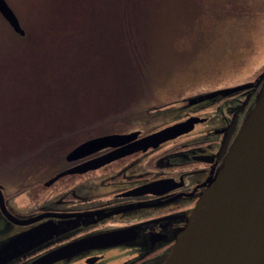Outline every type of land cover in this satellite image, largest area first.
Masks as SVG:
<instances>
[{
	"label": "rangeland",
	"instance_id": "obj_1",
	"mask_svg": "<svg viewBox=\"0 0 264 264\" xmlns=\"http://www.w3.org/2000/svg\"><path fill=\"white\" fill-rule=\"evenodd\" d=\"M5 1L24 29L23 35L27 32L28 37L25 38L23 35L16 33L0 15L1 181H11V178L24 173L28 169L26 162L27 164L30 163L35 173L40 174L42 171H49L51 168L54 170L63 161L64 153L89 137L110 131L114 123H117V126L125 125V120L131 119L127 123L128 130L140 129L144 133L156 128L159 129L165 124L169 125L168 123L174 119L180 121L189 112L193 111V107H184V103L189 102V98L230 87V85H237V82L251 79L264 69V0H169L167 2L161 0L160 5L157 6L159 7L158 11L153 14V19L149 18L153 21L156 17L154 23H159V19L162 20V17L164 20H168L172 15L180 16L189 7V3L199 2L204 4V1L207 2L208 11H204L206 13L203 15L201 25L204 32L196 35L194 40L191 39V42L187 45L183 43L176 45V50L180 52H176L175 46L173 48L171 46L163 47L165 50L162 51V56L157 64V75H153L152 78V81L157 78L160 79L156 83L159 88L153 87L155 84L153 86L148 84V93L145 92L143 97H138V102L135 105L133 104L129 108L125 107L124 110H114L113 113H108L105 109L106 105L102 106L103 103L96 97L91 105H86L84 102L76 106L74 102V96L77 94L76 87L75 92L71 89L72 97L69 103L64 102L66 99L68 100L65 96L69 90L68 79H58L59 85H61V93L56 95L52 93L53 97L51 99L49 97V87L50 83L53 82L51 76L55 74L54 71L48 69V72L44 70L42 73H33L31 69L27 71L24 66H19L17 61L20 60V54L28 42L29 36L41 33V31L44 41L39 42L38 50L40 51L37 50L36 59L40 60L43 57L38 56L41 51L48 53V50L53 49L54 46L65 50L59 52V54L67 55L66 50L68 48L77 45V42L83 41L82 38L78 39L79 24L83 25L85 20L89 23L88 28H94L95 23L96 26L100 24L97 20V14H93L97 4L94 5L91 0H87L85 6L81 3V0L79 2L78 0ZM151 1H145V6L146 4L149 6L150 3V6L154 7L155 0ZM112 3L113 0H99L101 20L111 15L108 7ZM79 4L84 6L86 11L82 10L81 12ZM168 7H172L175 13H167L169 11ZM135 9L138 13L141 9L138 0L135 3ZM169 24L171 25L172 22L169 21ZM159 28L162 32V26ZM121 31L111 37L109 43V45L114 46L112 40L117 37L119 43L117 47L120 52L123 50L122 47L130 42L129 39L122 37ZM70 36L77 37V41H69ZM187 36H189L188 32L185 34V37ZM56 38H58L57 41H54ZM190 46L191 48H189ZM149 47L156 48L155 40L149 42ZM111 52H114V50ZM92 59L94 64L97 65V71L107 77L109 60L101 64L98 58L92 56L87 64L92 62ZM84 69L89 68L84 65ZM26 72L28 73L26 74ZM177 74L181 75L176 77ZM135 80L132 77L131 81L126 83L125 86L128 88L126 90L123 89L120 82H111L113 85L118 86L115 89H110L109 83L102 82V85L108 86V91L111 92L109 95L112 96L114 106L121 107L123 94H127L132 90ZM89 81L88 75H85L84 80L77 82L79 84L77 88H80L79 94L89 98L91 103V94L88 96V93L91 92L89 91ZM40 88H43V97L45 98H43L42 105H33L32 108V96H36L37 89ZM137 93H141L139 89ZM62 96H65V99L59 101ZM21 98L25 102L28 101V103L19 104L18 101L21 102ZM68 111L70 112L68 113ZM73 111L77 115L72 116ZM143 114L146 117H143ZM134 115L135 117H133ZM97 120L103 121V125L93 129L91 134L80 136L79 139L81 140L68 150L66 147L61 148L59 143L60 139L63 138H58L59 140L52 141V147L50 148H48V145L44 149L31 150L33 146L29 145V153L23 151L26 146L21 144L28 142V140L35 141L39 139L34 136L38 134L37 131L44 133V129L51 125L61 126L70 122L71 124L74 122L79 123L80 121L78 124L80 126L81 123ZM57 148L58 152L52 158V151ZM9 153L22 154L16 163H11L8 168L2 167L1 164L4 159L8 160ZM3 184L7 185L8 183ZM24 197V193H19L12 202L15 212L23 215L28 213ZM12 231L13 229L7 234ZM24 255L26 254L14 258L7 264H20L26 257Z\"/></svg>",
	"mask_w": 264,
	"mask_h": 264
},
{
	"label": "flooded vegetation",
	"instance_id": "obj_2",
	"mask_svg": "<svg viewBox=\"0 0 264 264\" xmlns=\"http://www.w3.org/2000/svg\"><path fill=\"white\" fill-rule=\"evenodd\" d=\"M258 74L237 82V85L252 83ZM258 87L250 85L229 94L216 92L186 102L184 107H193V111L183 119L190 116L199 119L189 131L165 139L156 146L121 154L96 168L61 175L49 184L45 182L59 171L103 153L112 154L116 148L157 128L144 133L140 129L128 130L127 123L131 119L125 120V125L114 123L106 132L138 131L135 137L121 144L107 146L73 161L65 158L68 150L54 170L51 168L40 174L26 162L28 169L24 173L11 181L0 180V247L23 230L42 231L50 226L53 231L68 227L23 253L26 257L20 264L65 243L93 236V233L105 235L101 234L103 232L105 237L97 242L85 241L78 247L81 248L78 253L51 264H158L174 242L187 211L194 205L207 178L220 163L223 151L235 135ZM176 121L179 120L174 119L168 124ZM145 189L151 191L145 192ZM19 193L25 195L28 211L25 215L15 212L12 205ZM92 210L100 211L94 214L90 212ZM8 212L20 217L43 212L58 215L19 225L7 218ZM11 229L13 231L7 234ZM36 233V239L46 236L43 231L41 235Z\"/></svg>",
	"mask_w": 264,
	"mask_h": 264
},
{
	"label": "water",
	"instance_id": "obj_3",
	"mask_svg": "<svg viewBox=\"0 0 264 264\" xmlns=\"http://www.w3.org/2000/svg\"><path fill=\"white\" fill-rule=\"evenodd\" d=\"M0 14L16 33L24 34L17 16L5 0H0ZM250 85H259L251 105L223 151L220 163L207 178L192 208L187 211L184 224L179 228L174 242L158 264H264V69L252 83L200 94L189 98V102L216 92L229 94ZM198 120L196 116H190L165 125L140 136L132 143L116 148L112 154L103 153L61 170L45 184L67 173L96 168L121 154L156 146L165 139L189 131ZM137 132L133 130L124 134L105 133L89 137L72 147L65 158L73 161L107 146L121 144L135 137ZM100 210L90 212L97 214ZM55 214L43 212L32 217H20L8 212L7 218L13 223L27 225L36 219ZM67 229L50 231L51 227L48 226L42 229L46 236L39 239H36V232L41 235V230L29 229L17 233L0 247V264H5ZM97 234L100 233L55 247L25 264H51L69 258L81 250L78 247L83 242L92 240L94 243L106 235L105 232L101 233L105 235Z\"/></svg>",
	"mask_w": 264,
	"mask_h": 264
},
{
	"label": "trees",
	"instance_id": "obj_4",
	"mask_svg": "<svg viewBox=\"0 0 264 264\" xmlns=\"http://www.w3.org/2000/svg\"><path fill=\"white\" fill-rule=\"evenodd\" d=\"M86 1L87 0H81V3L85 6ZM91 1H93L94 5L97 4L95 10L93 11L94 13L92 11L91 13L97 14V20L100 24L96 26L95 23L94 28H88L89 23L85 20L83 25H78V39L80 40V38H82L83 41L81 42H83V44H81V42H77V45L68 48L66 50L67 55L59 54V52L65 50L60 49L58 46H54L53 49L48 50V53L41 51L38 56L43 57L38 60L36 59V55L38 54V51H40L38 50L40 45L39 42L41 40L44 41L41 31V33L39 32L40 34L37 33L35 35L29 36L28 42L24 47L25 51L23 49L22 53L20 54V60L18 59L17 64L19 66H24V69L27 68V71L31 69L33 73H42L44 70H47L48 72V69L49 71H54L55 74L51 76V80H53V82L50 83L49 87V97L51 99L53 97L52 93L55 95L57 93H61V85H59L60 82H58V79L61 80L62 78H66L68 79L67 85L69 90L65 95L68 98V100L66 99V101H64L65 103H69V100L72 97L71 89L75 92L76 87L77 94L74 96V102L76 106L83 104L84 102L86 105H91L94 103L97 97L98 100L103 103L102 106L106 105L105 109L108 111V113H113L114 110H124L125 107L129 108L131 105H135V103L138 102V97H143L145 92L146 94L148 93V84H151L152 86L155 84L153 87H158V84L156 83L160 79L157 78L156 80L152 81V78L153 75H157V64L159 62V58L162 56V51L165 50L163 47L171 46V48H173L175 46L174 49L176 50V45L181 43L187 45L191 42V39L193 41L196 35L204 32L201 26L202 18L206 13L204 11H208V7L206 6L207 2L204 1V4L192 2L191 4L189 3V7L183 14H179L180 16L172 15V17L168 20H164L162 17V20L159 19V23H154L156 17L153 21L151 20L153 19L154 12L158 11L159 7L157 6L160 5L161 0H155L154 7H151L150 3L149 6L148 4L145 6V1L149 2L150 0H138L140 1L141 8L139 13L135 9V3H137V0H113L112 5L108 7L111 15L109 17H104L101 20L99 0ZM167 1L169 0H166L165 2ZM79 6L81 8V12L82 10H85L84 6L81 4H79ZM168 9L169 11H167V13H175L172 7H168ZM169 21L172 22L171 25L169 24ZM158 24H160V26H158ZM161 26L163 28L162 32H160L159 28ZM157 28L158 30L156 31ZM120 31L123 38L130 40L127 45L122 47L123 50L121 52L118 51L119 49L117 46L119 43L117 37L112 40L115 45H109L111 37H114L115 34ZM187 32L189 33V36L185 37ZM23 36L27 38L28 33L26 32ZM57 39L58 38H56L54 41H57ZM153 40H155L156 48L149 47V42ZM69 41H77V37L70 36ZM191 46L189 48H191ZM113 50L114 52H111ZM176 52L180 51L176 50ZM101 53L102 56L100 57ZM92 56L98 58L101 64H104L109 60L110 65L108 64L107 77H105L103 73H99V71H97V65L94 64L93 59L92 62L87 64ZM84 65H86V67L89 69L85 70ZM22 73L25 74L24 72ZM27 73L28 72H26V74ZM85 75H88L90 80L89 91L91 92L88 93V96L91 94V103L89 98H86V96L83 97L82 94H79L80 88H77L79 86L77 82L84 80ZM178 75L181 74H177L176 77H179ZM132 77L136 79L134 82V87L129 93L123 94V102L120 104L121 107L114 106L115 104L112 96L109 95L111 92L108 91L107 85H102V82L109 83L110 89H115V87H118L117 85H113L111 82H120L123 89L126 90L128 88L125 85L127 82L131 81ZM138 89L141 92L140 94L137 93ZM43 92V88H40L39 90L37 89L36 96H32V108L34 107L33 105H42L41 103H43V98H45L43 97ZM65 96H62L59 101H62V99L64 100ZM115 98L118 99L116 96ZM18 102L22 105L24 103H28V101H23V98H21V102ZM75 108L73 109L75 110ZM69 112L70 111H68V113ZM75 114V111L71 113L72 116H75ZM82 119L86 120L85 118ZM102 122L103 121L101 120L90 121L88 123H81L80 126L78 125L80 121L79 123L74 122L71 124L70 122L61 126L51 125L44 129V133L37 131L38 134L34 136L38 137L39 139L35 141L30 140L31 142L28 140V142H25L21 145L26 146L23 151L25 153H29V145L33 146L31 150H36L37 148L44 149L48 145V148H50L52 147L53 140L56 141L59 140L58 138H63L60 139L61 141L59 144L61 145V148L66 147L68 150L81 140L79 139L80 136L91 134L93 129L96 127H101V125H103ZM52 152V158H54L56 156L55 153L58 152V148ZM21 154L22 153H9V158L8 160H3L1 164L2 167L8 168L11 163L16 162L19 159Z\"/></svg>",
	"mask_w": 264,
	"mask_h": 264
}]
</instances>
